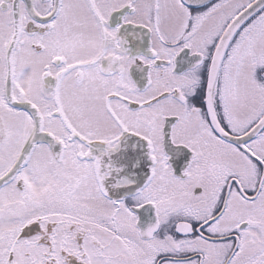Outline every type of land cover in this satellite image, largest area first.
<instances>
[{
  "label": "flooded vegetation",
  "instance_id": "obj_1",
  "mask_svg": "<svg viewBox=\"0 0 264 264\" xmlns=\"http://www.w3.org/2000/svg\"><path fill=\"white\" fill-rule=\"evenodd\" d=\"M252 1L0 0V264H264Z\"/></svg>",
  "mask_w": 264,
  "mask_h": 264
},
{
  "label": "rangeland",
  "instance_id": "obj_2",
  "mask_svg": "<svg viewBox=\"0 0 264 264\" xmlns=\"http://www.w3.org/2000/svg\"><path fill=\"white\" fill-rule=\"evenodd\" d=\"M235 1V0H234ZM239 1V0H238ZM177 16L176 13L174 12H169L167 11L165 13V17L167 18L168 16ZM167 21V20H166ZM165 28L170 31V29L165 25ZM258 35V34H256ZM250 47H253L254 44L253 42L249 45ZM257 55H262L264 56V53L262 52H257ZM249 93L246 96L247 97V101H249L251 104L249 105L251 108L256 107L258 101H259V97L257 94H255V92L252 90V88H249ZM95 200H91V204L92 205H97L98 207L105 208L104 205L100 202L95 203ZM46 248L43 246H39V245H33L31 247H26L25 244H22V247L19 248V250L15 251L17 253V256L15 257V260L19 263V264H36L37 262L40 261L41 259V255ZM19 252V253H18ZM27 252H29V254H27Z\"/></svg>",
  "mask_w": 264,
  "mask_h": 264
},
{
  "label": "water",
  "instance_id": "obj_3",
  "mask_svg": "<svg viewBox=\"0 0 264 264\" xmlns=\"http://www.w3.org/2000/svg\"><path fill=\"white\" fill-rule=\"evenodd\" d=\"M263 6H264V0H257L255 4L251 5L248 8V14H247V16H249L250 14H253L254 12H256L257 10H259ZM240 22H241V20H239V19L235 20L233 22V28H236L240 24ZM233 30H235V29H233Z\"/></svg>",
  "mask_w": 264,
  "mask_h": 264
},
{
  "label": "bare ground",
  "instance_id": "obj_4",
  "mask_svg": "<svg viewBox=\"0 0 264 264\" xmlns=\"http://www.w3.org/2000/svg\"><path fill=\"white\" fill-rule=\"evenodd\" d=\"M238 19H239V20H242V17H239ZM237 22H238V21H237ZM228 33L230 34V31H228ZM94 260H95V259H94Z\"/></svg>",
  "mask_w": 264,
  "mask_h": 264
}]
</instances>
